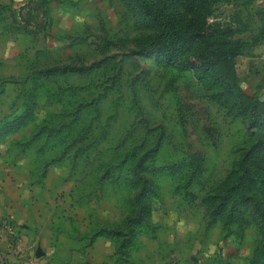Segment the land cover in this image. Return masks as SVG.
Segmentation results:
<instances>
[{
    "label": "rangeland",
    "instance_id": "obj_1",
    "mask_svg": "<svg viewBox=\"0 0 264 264\" xmlns=\"http://www.w3.org/2000/svg\"><path fill=\"white\" fill-rule=\"evenodd\" d=\"M207 25L245 42L226 67L260 126L211 76L138 54L148 28L130 0H0V184L31 207V252L51 264H264V0H219ZM27 106L33 119L8 135ZM134 153L137 175L124 162ZM26 232L0 216V242L27 258L14 246Z\"/></svg>",
    "mask_w": 264,
    "mask_h": 264
},
{
    "label": "trees",
    "instance_id": "obj_2",
    "mask_svg": "<svg viewBox=\"0 0 264 264\" xmlns=\"http://www.w3.org/2000/svg\"><path fill=\"white\" fill-rule=\"evenodd\" d=\"M130 2L148 28L145 34L134 39L138 54L156 57L166 63L177 65L181 70H198L211 76L221 83L223 90L232 98L237 112L251 127L261 125L262 110L258 103L244 92L233 72L226 67L232 58L241 54L245 42L229 39L232 32L230 29L228 33L220 27L211 28L212 25H207V19L213 14L219 0H186L185 3L181 0H130ZM263 40L264 27L254 37L255 43ZM36 74L32 77L35 80L33 84L35 88L32 91L27 89L29 101L31 100L33 104L39 98L35 91L38 89L37 78L41 76L37 77ZM34 115L35 109L27 106L20 115L5 121L2 128L8 129L7 134L12 135L31 121ZM54 131V128L39 131L36 138L40 139ZM77 140L79 138L64 142L63 149L71 150L84 141ZM124 162L131 165L132 173L135 175L146 163L143 155L139 156L136 153L126 156Z\"/></svg>",
    "mask_w": 264,
    "mask_h": 264
},
{
    "label": "crops",
    "instance_id": "obj_3",
    "mask_svg": "<svg viewBox=\"0 0 264 264\" xmlns=\"http://www.w3.org/2000/svg\"><path fill=\"white\" fill-rule=\"evenodd\" d=\"M15 189L16 187L11 183L0 184V216H7L11 221L19 227L22 226L23 230L27 231L25 235H22V242L24 250H28L31 255L27 258L23 254L19 255L14 250L11 242L4 236L0 242V264H9L7 258L13 260L12 264H30L31 261L37 264H51L49 261H46L44 256L39 257V255H35L36 250L31 252V248L39 244L40 236L37 235L30 240L31 207L30 205H26L25 200L18 197L16 193H12ZM34 233L36 234V229H34ZM39 251L40 249L37 248V252Z\"/></svg>",
    "mask_w": 264,
    "mask_h": 264
},
{
    "label": "built area",
    "instance_id": "obj_4",
    "mask_svg": "<svg viewBox=\"0 0 264 264\" xmlns=\"http://www.w3.org/2000/svg\"><path fill=\"white\" fill-rule=\"evenodd\" d=\"M22 240L21 237L15 236L14 238V246L17 249V251L21 250ZM30 264H37L36 262L31 261Z\"/></svg>",
    "mask_w": 264,
    "mask_h": 264
}]
</instances>
